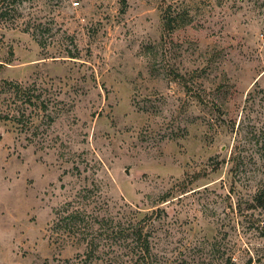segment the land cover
<instances>
[{"label":"rangeland","instance_id":"obj_1","mask_svg":"<svg viewBox=\"0 0 264 264\" xmlns=\"http://www.w3.org/2000/svg\"><path fill=\"white\" fill-rule=\"evenodd\" d=\"M14 7L0 264H264V0Z\"/></svg>","mask_w":264,"mask_h":264},{"label":"trees","instance_id":"obj_2","mask_svg":"<svg viewBox=\"0 0 264 264\" xmlns=\"http://www.w3.org/2000/svg\"><path fill=\"white\" fill-rule=\"evenodd\" d=\"M4 1L5 0H0V2H1L0 3V20H8V19H10L9 16L15 15L14 4H15L16 0L13 1V3H8V4H4ZM187 22H188V19H185V17L178 11H176L174 15H172L169 12V14L165 18V24L167 26H172V25L176 24L175 26L178 27L179 25L185 24ZM254 199L257 202H261L264 204V187L258 189L256 194L254 195ZM143 248H144V250L148 249V241L146 238L143 239Z\"/></svg>","mask_w":264,"mask_h":264}]
</instances>
